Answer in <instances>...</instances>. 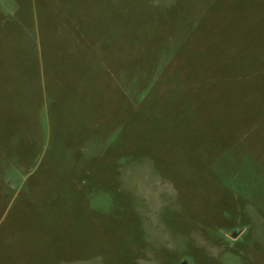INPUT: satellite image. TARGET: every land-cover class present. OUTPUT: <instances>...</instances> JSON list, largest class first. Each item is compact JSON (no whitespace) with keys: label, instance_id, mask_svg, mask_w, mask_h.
<instances>
[{"label":"rangeland","instance_id":"374dc122","mask_svg":"<svg viewBox=\"0 0 264 264\" xmlns=\"http://www.w3.org/2000/svg\"><path fill=\"white\" fill-rule=\"evenodd\" d=\"M0 264H264V0H0Z\"/></svg>","mask_w":264,"mask_h":264}]
</instances>
